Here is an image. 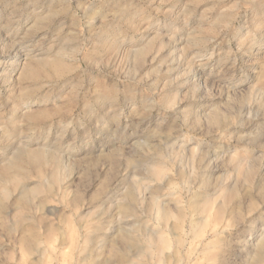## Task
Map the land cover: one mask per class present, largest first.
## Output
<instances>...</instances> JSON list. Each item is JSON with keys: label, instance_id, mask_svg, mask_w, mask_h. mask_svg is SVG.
Returning <instances> with one entry per match:
<instances>
[{"label": "rangeland", "instance_id": "374dc122", "mask_svg": "<svg viewBox=\"0 0 264 264\" xmlns=\"http://www.w3.org/2000/svg\"><path fill=\"white\" fill-rule=\"evenodd\" d=\"M262 239L264 0H0V264H264Z\"/></svg>", "mask_w": 264, "mask_h": 264}, {"label": "bare ground", "instance_id": "6f19581e", "mask_svg": "<svg viewBox=\"0 0 264 264\" xmlns=\"http://www.w3.org/2000/svg\"><path fill=\"white\" fill-rule=\"evenodd\" d=\"M161 212H162V209L160 210ZM160 217L163 219L164 217H163V215L160 213ZM178 244V243H177ZM258 247H259V249L261 250V251H263L264 250V239H262V241H260V245H258ZM264 252V251H263ZM255 257H256V255H255ZM257 258V257H256ZM260 257L258 256V259H259ZM255 261H256V259H255Z\"/></svg>", "mask_w": 264, "mask_h": 264}]
</instances>
